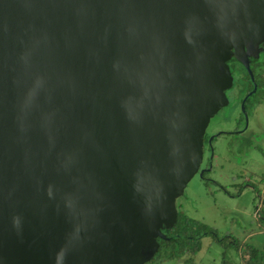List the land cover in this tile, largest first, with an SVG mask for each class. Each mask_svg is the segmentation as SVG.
Listing matches in <instances>:
<instances>
[{"label": "water", "instance_id": "water-1", "mask_svg": "<svg viewBox=\"0 0 264 264\" xmlns=\"http://www.w3.org/2000/svg\"><path fill=\"white\" fill-rule=\"evenodd\" d=\"M263 50L264 0H0V264L150 263Z\"/></svg>", "mask_w": 264, "mask_h": 264}, {"label": "rangeland", "instance_id": "rangeland-1", "mask_svg": "<svg viewBox=\"0 0 264 264\" xmlns=\"http://www.w3.org/2000/svg\"><path fill=\"white\" fill-rule=\"evenodd\" d=\"M254 69L263 78L248 103L252 108H247L250 122L244 137L229 134L218 137L209 174L214 183L196 176L184 196L177 200L178 211L211 227L220 240L204 237L202 250L192 264H241L248 247L264 249V52ZM235 75L238 80L228 93L235 98V104H240L238 99L244 95L242 92L240 96V84L245 80L242 73ZM238 113L224 111L215 116L207 136L234 130ZM211 156L206 148V162Z\"/></svg>", "mask_w": 264, "mask_h": 264}, {"label": "trees", "instance_id": "trees-1", "mask_svg": "<svg viewBox=\"0 0 264 264\" xmlns=\"http://www.w3.org/2000/svg\"><path fill=\"white\" fill-rule=\"evenodd\" d=\"M252 63L258 64V61L253 59ZM229 65L235 81L238 80L236 73L237 75L242 73L250 81L249 74L236 59L233 58ZM251 69L254 73V67ZM163 234L168 239H159L160 250L150 262L151 264H192L194 258L202 250L204 237L214 236L216 240L220 241L217 233L211 227L192 220L184 211H178L177 224L170 230H164ZM241 264H264V249L255 246L248 247L245 254L242 255Z\"/></svg>", "mask_w": 264, "mask_h": 264}, {"label": "flooded vegetation", "instance_id": "flooded-vegetation-1", "mask_svg": "<svg viewBox=\"0 0 264 264\" xmlns=\"http://www.w3.org/2000/svg\"><path fill=\"white\" fill-rule=\"evenodd\" d=\"M263 52H264V50H263ZM262 53L260 55V58L262 56ZM260 58L257 60L258 63L260 61ZM252 60H251V67L255 68L256 64L252 63ZM255 71H257V73L254 72V76H255V80L254 81H252L250 76H249L250 77V81H248L247 77L245 75H243L245 81H243L240 84V86H242V88L240 89L241 91L240 92L238 91L240 93V96H241L242 92H244V95L241 96L240 99H238L240 101L238 103H240V104H235V98L231 97L229 95V93L227 92L230 104H229L228 107L222 109L218 113V115H216V117H217L224 111H226L227 114H228L229 111H231V113H233L235 111L239 112L238 113L239 117L237 118V121H236L237 127L234 130H231V131L215 132V133H212L209 136H207V133H206V136L204 138V160H203V164H202V167H201V171L204 170V175H203V177L201 179L203 181H205V182H213L214 183L213 179L209 176V174L213 170L212 159L214 158L213 157L214 143H215L216 139L218 137H221L222 135H227V134H229L231 136H235V137L239 136L240 138H243L244 134L247 131V127H248L249 122H250V115H248L249 112H248L247 108H252L250 105H248V103L250 102L252 97H254V95L258 92V90H259V81L261 80V78H263V74L258 69H255ZM234 87H235V79H234L233 88ZM255 88H256V91H255ZM227 114H225V115L227 116ZM211 124H212V121H211L209 127L211 126ZM240 124H244V126L240 127L239 126ZM207 132H208V130H207ZM206 148L208 149L209 152L212 153V156L207 160V162H206Z\"/></svg>", "mask_w": 264, "mask_h": 264}]
</instances>
